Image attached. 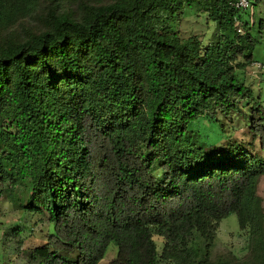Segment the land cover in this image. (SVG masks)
<instances>
[{"label": "trees", "instance_id": "obj_1", "mask_svg": "<svg viewBox=\"0 0 264 264\" xmlns=\"http://www.w3.org/2000/svg\"><path fill=\"white\" fill-rule=\"evenodd\" d=\"M195 4L217 27L205 47L169 24ZM246 17L229 0H0V193L19 188L14 204L52 225L31 264H99L111 243L107 264H264ZM201 117L222 132L241 119L248 148L227 136L207 152ZM230 214L251 260L211 255Z\"/></svg>", "mask_w": 264, "mask_h": 264}, {"label": "rangeland", "instance_id": "obj_2", "mask_svg": "<svg viewBox=\"0 0 264 264\" xmlns=\"http://www.w3.org/2000/svg\"><path fill=\"white\" fill-rule=\"evenodd\" d=\"M254 24L252 33L258 40L253 59L264 63V0H257L254 5ZM249 11H246V18L249 19ZM170 27L176 30L183 39L195 36L201 41L203 47L215 37L217 33L216 24L207 18V14L201 11L198 5L186 8L173 21H169ZM260 30V32H259ZM253 66L247 65L240 72L246 85L250 86L254 97L264 106V70L252 73ZM234 122H231V121ZM225 122L226 132H222L216 122H211L205 117H201L191 124L190 129L194 131L195 139L203 143L207 152H212L213 145L218 144L221 139L227 136L238 139L242 146L248 148L247 126L241 119L234 117ZM219 141V142H218ZM248 145V146H247ZM19 188L13 192L1 188L0 193V264H31L29 253L35 247L45 242L46 234L52 230V225L46 217L39 214L23 212L13 201L12 193L19 196ZM257 197L261 200L264 214V177L258 182L256 191ZM21 195V193H20ZM252 236L250 227L240 229L235 214H230L221 222L216 232V237L211 247L213 258L232 255L239 260H251L252 256ZM157 248H162V237H155ZM117 247L111 243L99 264H107L109 260L116 256Z\"/></svg>", "mask_w": 264, "mask_h": 264}, {"label": "built area", "instance_id": "obj_3", "mask_svg": "<svg viewBox=\"0 0 264 264\" xmlns=\"http://www.w3.org/2000/svg\"><path fill=\"white\" fill-rule=\"evenodd\" d=\"M257 0H229V5L237 9L243 13H246V11H249V25L252 26L254 24L252 16L254 15V5ZM237 31L240 33H243L242 28L239 25V21L236 22ZM254 69H252V73L255 74L256 72H260L264 70V63H260L258 61H253L251 64Z\"/></svg>", "mask_w": 264, "mask_h": 264}]
</instances>
